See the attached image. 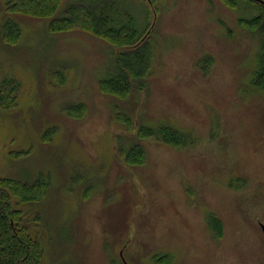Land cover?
Wrapping results in <instances>:
<instances>
[{
	"label": "rangeland",
	"instance_id": "obj_1",
	"mask_svg": "<svg viewBox=\"0 0 264 264\" xmlns=\"http://www.w3.org/2000/svg\"><path fill=\"white\" fill-rule=\"evenodd\" d=\"M7 1L0 80L20 90L14 108L0 107V179L48 182L39 204L13 198L41 240L42 264H160L155 257L168 255L170 264H264V95L251 84L260 37L239 23L255 7L156 0L152 16L148 1L125 2L140 33L153 22L154 52L145 89L119 99L99 84L119 49L82 31L51 33L47 19L8 14ZM9 17L21 32L11 45L2 38ZM161 125L192 144L139 137ZM134 144L145 148L141 165L120 152Z\"/></svg>",
	"mask_w": 264,
	"mask_h": 264
},
{
	"label": "trees",
	"instance_id": "obj_2",
	"mask_svg": "<svg viewBox=\"0 0 264 264\" xmlns=\"http://www.w3.org/2000/svg\"><path fill=\"white\" fill-rule=\"evenodd\" d=\"M128 0H74L62 7V0H8L6 11L10 15H29L47 19L51 33L82 31L99 38L119 49L115 59L107 69V79L100 81L103 92L119 99H126L135 89L144 90L153 63L154 42L153 22L148 19L146 29L139 32L132 13L124 7ZM152 8L148 15L153 16L156 0H146ZM232 9H240L241 4L255 7V15L241 18L240 25L260 37V54L256 71L253 74L252 87L264 95V0H222ZM3 40L16 44L21 38L19 24L11 17L5 20L2 29ZM211 58L199 60L204 74L209 73ZM209 63V64H208ZM208 64V66H207ZM205 65V66H203ZM20 84L10 78L0 80V107L9 110L17 105ZM83 106L68 111L82 109ZM116 120L121 122L125 116L118 107ZM132 118L128 121L132 123ZM162 127L139 128V137L155 138L176 147L192 144L191 139L175 129ZM124 160L131 165H141L145 148L134 144L129 150H120ZM48 182L38 177L34 182L21 183L19 180L0 179V264H42L44 252L41 240L34 235L25 221L24 211L14 206L13 198L20 197L25 203L39 204L45 200ZM209 228L215 238L223 234V224L211 214L208 217ZM160 264H170L168 256L155 257Z\"/></svg>",
	"mask_w": 264,
	"mask_h": 264
},
{
	"label": "water",
	"instance_id": "obj_3",
	"mask_svg": "<svg viewBox=\"0 0 264 264\" xmlns=\"http://www.w3.org/2000/svg\"><path fill=\"white\" fill-rule=\"evenodd\" d=\"M260 227H261L263 235H264V224H260ZM124 264H127V263L124 261Z\"/></svg>",
	"mask_w": 264,
	"mask_h": 264
}]
</instances>
